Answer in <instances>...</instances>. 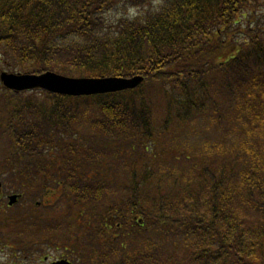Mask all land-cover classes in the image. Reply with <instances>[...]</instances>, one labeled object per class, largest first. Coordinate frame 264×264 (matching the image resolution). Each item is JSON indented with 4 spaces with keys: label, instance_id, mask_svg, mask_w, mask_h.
<instances>
[{
    "label": "trees",
    "instance_id": "obj_1",
    "mask_svg": "<svg viewBox=\"0 0 264 264\" xmlns=\"http://www.w3.org/2000/svg\"><path fill=\"white\" fill-rule=\"evenodd\" d=\"M0 27V54L13 67L142 74L139 88L164 102L156 131L153 102L116 98L136 87L100 93L109 97L99 102L105 119L91 118L90 132L78 130L81 110L76 122L56 123L65 95L47 92L51 106L40 110L30 97H11L31 91L6 89L5 169L15 164L21 179L40 185H60L58 170L73 178L70 198L82 202L85 239L99 243L84 247L87 264H264V139L250 133L264 126V0H0ZM196 116L223 132L225 147L190 150L193 161L182 168L171 140L148 155V141ZM60 128L79 136L63 141ZM132 140L145 151L128 158ZM110 156V174L120 158L130 166L120 168L118 183L99 173ZM85 159L100 167L95 175L80 172Z\"/></svg>",
    "mask_w": 264,
    "mask_h": 264
},
{
    "label": "rangeland",
    "instance_id": "obj_2",
    "mask_svg": "<svg viewBox=\"0 0 264 264\" xmlns=\"http://www.w3.org/2000/svg\"><path fill=\"white\" fill-rule=\"evenodd\" d=\"M31 69L32 67L29 66V70ZM52 70L57 71L56 69ZM0 71L22 72L23 69H21L20 65L13 67L0 54ZM60 73L72 77L81 76L65 74L63 72ZM139 87L140 86L136 87L131 95L123 93L116 96V98L119 100H128L132 95H139L144 96L145 99L153 102L152 104L155 105L156 108V111H154L157 112L158 115L154 120V127L156 128V131H158L163 120L164 102L161 101L160 96L155 90H147L143 87ZM143 90H146L150 95L140 93ZM31 92L32 93H27V95H22V97H20V95H11V97L17 100L18 98L30 97L35 104L41 103L38 105L40 110L48 109L51 106L48 103L51 97L47 95V91L38 88ZM6 95V89L2 86L0 81V124L4 125L3 127H0V180L2 182V191L4 193L16 192L20 194V197L13 205H8L5 198L0 199V264H48L49 262L60 258H66L74 264H87L88 260L83 254V251H86L84 247H90L92 244L97 248L99 243H91L85 239L87 233L84 229L87 231L88 228L86 225L87 218L82 213V202L76 200L72 201L70 198L71 193L69 186L72 187L73 178H70L67 181L65 179L66 174H62L61 171L58 170V173L54 171L56 172L54 181H60V185H57L52 181L40 185L37 184V182H25L21 179L20 173L22 170L20 172H18V169L15 171V164H11V169H5L4 160H6L9 152L6 145H10V143L6 142L9 132L7 125L9 115L5 103L2 101ZM63 98H66L68 102H64L62 105L60 104L59 107L55 108V111L59 109V113L61 114L56 115V123L62 121V123L72 124L73 120L76 122L78 119V130L92 132L93 130L90 128L91 123H89L90 119L96 117L102 120L105 119L104 113L98 111L99 102H107L109 101V97L106 98V96L100 95V93H91L78 96L67 95ZM10 104L14 105L15 103L11 101ZM75 110H81L79 112L84 113L86 116H78L77 119H75ZM222 120H224V118H222ZM109 125L112 127L110 122ZM173 125L174 127L171 128V134H169L170 132H168L167 135L160 133L158 136L156 133L161 140L158 139V137H154L153 140L148 141L146 143L148 144V150H146V152L150 155L157 147L166 145L167 142L171 140L173 144L176 143V146L181 149V152L179 154L177 153L178 158L176 159V168L187 167L190 165L193 161V157L186 159V154L188 151L190 152V150H199L203 149L204 146H208L209 152H213L215 150L210 146V142L217 143V141H220L223 147L226 145L227 138L222 141L220 140L224 137L223 132L221 133V131L217 130L212 123L210 124L206 117L196 116L186 123L183 128L178 126L176 129V123ZM221 126L223 125L221 124ZM258 128H263V132L261 129L260 131L255 129L254 132L250 131V133L255 134L258 138L261 137L263 140L264 126ZM108 131L110 136L113 137V132L110 130ZM101 133L104 136L105 131ZM237 133L236 129L235 134H231L235 138ZM56 135L63 141L70 142L73 138L76 139L79 136V132L75 128H60L59 133H56ZM105 136H107V134H105ZM110 146L113 147V149L116 148L115 144L112 142L110 143ZM118 146L122 150L120 144H118ZM126 148L128 158L139 157L142 155V152L145 151L144 146L136 143L134 140H132V143H129V146ZM215 149L220 151L219 147ZM197 154L198 153L196 152L192 153L193 156ZM54 155H57V158L59 159L64 158L60 150L56 151ZM88 160L95 161L92 158H88ZM111 160H115V158H112V156L108 159L101 158L100 165L101 167L104 166V168L101 169L86 159L82 160L80 161V172L92 176L95 175V171L99 169V173L103 178L118 183V180L121 181L123 177L125 178V172L122 173L121 169L126 170L127 168L129 170L130 166H124L123 162L125 160L120 158L121 164L114 161L115 165L119 167V171H115V174L113 172L110 174V172H108V166L111 165ZM130 161L131 160H128V162ZM137 164H140V162H137ZM104 171H107L106 174ZM24 177L26 179L27 176ZM36 202L40 203L37 205ZM159 241L163 243L170 242V240H165L162 237ZM26 251H29V253Z\"/></svg>",
    "mask_w": 264,
    "mask_h": 264
},
{
    "label": "water",
    "instance_id": "obj_3",
    "mask_svg": "<svg viewBox=\"0 0 264 264\" xmlns=\"http://www.w3.org/2000/svg\"><path fill=\"white\" fill-rule=\"evenodd\" d=\"M0 79L6 87L14 90L39 87L50 92L79 95L132 88L142 81L143 76L136 74L130 77L113 75L100 77H72L46 70L40 73L1 71ZM15 198V194L10 195L9 203L14 202ZM50 264L72 263L67 259H60Z\"/></svg>",
    "mask_w": 264,
    "mask_h": 264
},
{
    "label": "flooded vegetation",
    "instance_id": "obj_4",
    "mask_svg": "<svg viewBox=\"0 0 264 264\" xmlns=\"http://www.w3.org/2000/svg\"><path fill=\"white\" fill-rule=\"evenodd\" d=\"M0 195H1V193H0ZM1 197V196H0Z\"/></svg>",
    "mask_w": 264,
    "mask_h": 264
}]
</instances>
